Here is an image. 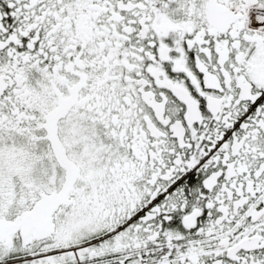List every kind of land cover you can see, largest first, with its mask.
<instances>
[{"label": "snow or ice", "instance_id": "snow-or-ice-1", "mask_svg": "<svg viewBox=\"0 0 264 264\" xmlns=\"http://www.w3.org/2000/svg\"><path fill=\"white\" fill-rule=\"evenodd\" d=\"M0 264H264V0H0Z\"/></svg>", "mask_w": 264, "mask_h": 264}]
</instances>
